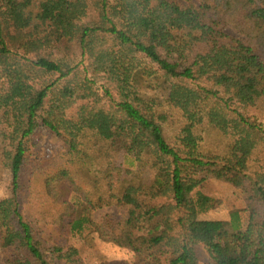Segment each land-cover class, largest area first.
Returning a JSON list of instances; mask_svg holds the SVG:
<instances>
[{
    "label": "trees",
    "instance_id": "1",
    "mask_svg": "<svg viewBox=\"0 0 264 264\" xmlns=\"http://www.w3.org/2000/svg\"><path fill=\"white\" fill-rule=\"evenodd\" d=\"M74 44L106 80L108 108L72 81L59 53ZM146 76L162 100L141 89ZM205 126L224 150L203 148ZM38 128L67 149L31 172L23 209ZM0 150L11 174L2 264H86L56 240L76 235L146 264H199V248L206 264H264V0H0ZM211 178L242 191L228 219L198 216L213 205L198 190ZM106 207L119 216H94Z\"/></svg>",
    "mask_w": 264,
    "mask_h": 264
},
{
    "label": "rangeland",
    "instance_id": "2",
    "mask_svg": "<svg viewBox=\"0 0 264 264\" xmlns=\"http://www.w3.org/2000/svg\"><path fill=\"white\" fill-rule=\"evenodd\" d=\"M180 3H186L187 0H177ZM61 56H65L66 61H70L72 65H75L76 71L73 74L72 81L74 83H79L82 85H90L95 91V95L92 96V101L96 100L98 105H105L109 107V98H105L103 94L104 91V80L99 76H92L89 72H85L86 62L84 57L81 55V51L77 44H74L72 49L65 50L63 53H59ZM86 76V78H85ZM148 81L152 83V86L145 87L147 81H141L140 87L146 94H155L162 100L163 95L161 87H159L156 79H151L149 77ZM44 79V78H42ZM168 108L167 105L163 106ZM160 108V107H159ZM176 114V112H175ZM177 115V114H176ZM179 120V115L176 116V121ZM175 124L167 125L169 133L173 132L175 129ZM204 140L202 146L205 150H212L214 152H220L225 149L227 140L215 129L205 126V131L203 132ZM29 151L24 167V174L21 184V196L23 209L29 207L27 196L31 192V172L35 170L39 163L45 162L54 156L62 154L67 146L62 139L50 133L49 131L38 128L28 141ZM133 169L135 166L132 167ZM11 174L9 169L3 163L2 150H0V198L4 197L11 192ZM38 189L41 188V184H37ZM202 193L210 196L212 198L213 205L205 211L199 213V218L207 219H228L230 217V210L234 207H239L244 205L243 194L239 189L235 188L231 184L211 178L205 181L202 186L198 189ZM32 202V200H31ZM38 208V205L36 206ZM38 211V210H37ZM111 213L113 215L119 216V212L115 207H106L94 212V216L99 218L103 214ZM247 218V213H243V219ZM57 242L61 244H75L81 254V257L86 264H146L142 259L135 256V254L129 249L119 247L113 243L106 242L94 236L91 242H88L82 237L70 236V237H57ZM5 250L1 247L0 242V264L5 256L10 255L11 251ZM208 259V254L205 249H198V262L199 264H206Z\"/></svg>",
    "mask_w": 264,
    "mask_h": 264
}]
</instances>
